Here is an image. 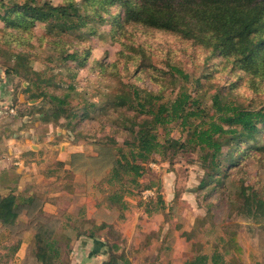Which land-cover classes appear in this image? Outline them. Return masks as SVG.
Here are the masks:
<instances>
[{"label":"rangeland","instance_id":"1","mask_svg":"<svg viewBox=\"0 0 264 264\" xmlns=\"http://www.w3.org/2000/svg\"><path fill=\"white\" fill-rule=\"evenodd\" d=\"M2 2L10 7L21 0ZM47 2L52 6L63 4V0H36L41 5ZM102 15L104 20L88 18L86 26L67 33H58L50 24L36 20L21 29V35L26 37L24 41L20 40L21 35H8V31L17 33L19 27L0 19V136L12 137V141L24 136L32 147L27 148L25 161H33L27 166L11 165L14 160L11 157L9 165L4 167L11 169L5 173L0 166V195L12 193L26 197L35 194L43 201L57 196L56 205L49 207V211L57 215L47 224L54 226L56 236L64 241L73 238L71 228L87 230L96 225V221L80 215L82 208L90 215L94 205H105L104 198L119 190L117 182L109 186L104 181L108 166H103L102 160L98 164L85 161L77 170L79 174L62 172V168H68L70 152L95 157L101 143L126 149L132 147L131 142L123 143L124 135L109 127V121H104L107 115L101 110L106 94L117 91L119 82L133 83L153 93L161 91L163 100L173 99L182 84L200 102L204 119L214 112L211 99L215 94L243 108L264 110L262 54L256 55L254 64L244 66L224 64L219 56L206 60L201 47L169 31L135 26L136 30L130 27L119 37L120 28L116 23L122 22V12L115 19ZM55 37L73 44L69 52L76 56L75 59L62 61L60 46L48 42ZM130 45L143 49V72L134 73V63L121 55L136 51L130 49ZM124 64L128 69H123ZM169 66L183 70L190 81L186 83L164 76ZM151 69L158 74L153 76ZM32 82H36L35 85ZM40 93L59 98L68 95L64 116L45 119L54 102ZM85 103H97L96 112L89 113L85 120H74L75 127L68 126L67 116L72 112L81 115ZM157 131L160 142L167 139L182 144L187 142V133L175 123ZM199 156L200 153L189 149L188 145L182 150L167 149L163 154L153 155L141 184L157 188L160 182L161 196L170 206L169 213L146 217L142 199L126 195V222L120 224L122 227L113 229L111 226L101 233L106 241L125 245L133 264H183L199 251L210 256L216 251L224 256L227 264H264V205L252 208L246 202L251 194L264 202V133L254 141L241 142L231 151L229 159L233 163L226 167L225 179L216 192L198 189L204 178ZM57 167L58 172H50ZM16 168L23 169L20 177ZM239 178H243L247 191L251 189L252 192L241 194ZM224 184L228 201L221 196ZM35 214H21L17 225L11 228L0 226V264H34L29 227L38 223ZM94 214L99 221L104 217L101 211ZM105 214L115 217L117 211ZM19 241V249L13 255L11 248ZM61 248V264H70L69 253L75 246L71 244L68 251L64 245ZM22 253L25 260L15 262Z\"/></svg>","mask_w":264,"mask_h":264},{"label":"trees","instance_id":"2","mask_svg":"<svg viewBox=\"0 0 264 264\" xmlns=\"http://www.w3.org/2000/svg\"><path fill=\"white\" fill-rule=\"evenodd\" d=\"M119 12L123 14L122 22L117 24L115 20L113 21L120 28L119 37L124 36L130 27L133 30H136L135 26L142 29L154 28L174 33L193 46L201 47L205 51L206 60L211 56H219L224 64L231 62L235 66L254 64L258 54H262L261 60H264V0H63V4L58 6H52L48 2L41 5L36 3V0H21L10 7L0 0V19L19 27L17 33L8 31V35L12 37L21 35V29L26 28L27 24L31 26L36 20L50 24V28L58 29L56 30L58 33H67L86 26L88 18L97 17L104 20L102 14H107L115 19ZM20 40L24 41L26 37L21 35ZM48 42L52 46H60L62 61L75 59L76 56L69 52L73 44L63 42L58 37L51 38ZM129 48L134 49L132 45ZM134 50L136 51L133 53L122 52L121 55L134 63V73H140L145 70L142 64L145 55L140 46ZM111 65L116 66L115 63ZM263 65L264 61L262 63L264 70ZM122 67L128 69L126 64ZM151 70L153 76L158 74V71ZM163 75L181 79L186 83L190 81L189 75L175 66H169ZM257 78L261 80L262 77ZM35 83L32 82V85ZM119 83L117 91H109L106 94L101 110L107 115L104 121H109V127L117 134L124 135L123 143L131 142L132 147L126 149L104 146L101 143L95 157H87L81 153L70 154L68 170L64 171L79 174L77 170L85 161L98 164L102 160V165L108 166L104 181L109 186L113 181L117 182L119 190L104 198L105 205L97 203V206H105L113 212L127 209L124 200L126 195L141 199L144 190L154 192L147 201L140 200L146 206L143 208L144 213L150 215L165 209L160 182L157 188L141 184L144 171L151 163L153 155L163 154L167 149L174 152L182 150L186 145L193 151L197 150L204 170V178L198 189L216 192L218 186L223 184L226 167L233 163L229 159L231 151L238 148L241 142L254 141L264 133L263 109L243 108L224 101L225 99L221 100L215 94L211 99L214 112L204 119L200 102L182 84L173 99L163 100L161 91L153 93L140 89L133 83ZM28 90L26 88V91ZM173 91L174 88L171 92ZM40 95L54 102L45 119H58L64 116L68 95L64 98L44 93ZM96 104L85 103L81 108V115L72 112L69 117L67 116L69 120L67 125L75 127L77 124L74 120L87 119L89 113L96 112L98 106ZM172 123L187 133L186 144L172 139L160 142L157 129H167ZM238 182L242 195L252 192L243 186V178H239ZM221 196L228 201L229 194L225 184ZM246 202L250 203L248 205L252 208L264 205V202L254 198L252 194ZM148 205L153 207H147ZM42 206L43 200L38 199L35 194L26 197L12 193L0 195L1 227L11 228L17 225L21 214L29 216L36 213L35 221L38 223L35 227H29L32 233L30 242L34 247V264H61L63 254L61 245L68 251L72 241L81 235L89 238L98 237V234L107 228L105 224L93 225L87 230L73 227L71 228L73 238L65 241L58 239L55 227L47 224V221L51 217L55 219V216H46ZM19 246L20 241L11 248L13 255ZM109 248L108 260L103 264H119L122 256L116 254L117 243L111 242ZM199 248L198 245V251ZM199 252L188 258L184 264H227L224 256L216 251L211 256Z\"/></svg>","mask_w":264,"mask_h":264},{"label":"crops","instance_id":"3","mask_svg":"<svg viewBox=\"0 0 264 264\" xmlns=\"http://www.w3.org/2000/svg\"><path fill=\"white\" fill-rule=\"evenodd\" d=\"M11 138L12 137L6 138L4 136H0V166L3 167L1 168L2 172L4 171L7 172V170L9 169V168H4V167L9 165L8 163L11 160V157L14 158V160L11 162V165L20 164V165L27 166L28 164L33 163V161L31 160L25 161V158H26L25 156H27L26 152L29 151L27 150V148L32 149V147L30 144H28V141L24 138V136H21V137L18 136L17 139H15L14 141H12L13 139ZM73 153H77V152H70V154H73ZM16 156L19 158H16ZM21 168L24 169L23 166ZM21 168L15 169V172H17L18 177H20L21 175L20 171L23 170ZM62 169H63L62 172L65 170H68V168L66 167ZM59 170L60 169L57 167L55 169H51L50 172L55 173V172H58ZM56 198L57 196H53V198H47L43 201L42 211L46 216H56L57 215L56 212L49 211L50 206L56 205ZM127 210L128 208L123 211H117V216L113 217L110 214L113 212V210H110L106 208L105 206L99 207L97 205H94V210L93 212H91L90 215H88L87 212L83 208L80 211V215H82V217H85V219L87 220L96 221L95 224L98 226L100 224H105L107 226L106 229H110L111 226L113 227V229H116L119 226L123 225L124 222H126ZM169 210H170V206L166 205L165 209L158 213H153V214L148 215L144 213L143 211V214L146 217H158V216L166 215V213H169ZM95 211H101L104 213V217H102V219L100 220L101 222L99 221V219H96V216L94 214ZM105 213L107 214L109 213L110 216H107ZM117 232H118V229H117ZM101 233L98 234V237L89 238L88 236L81 235L80 237L76 238L75 241L72 242L75 248L71 251L69 255L70 264H103L104 262H106L109 257V252H110L109 247L111 246V242L106 241V238L104 236H101ZM120 233L121 232H119V234ZM121 242H123V240H121ZM117 246L118 248L116 250V254L119 256H122L119 264H133L131 258L128 256L129 252L126 250L125 245L117 242ZM21 249L24 252V248H21ZM17 257H18V260L16 259L15 262H22L25 260L24 253H22L21 255H18Z\"/></svg>","mask_w":264,"mask_h":264},{"label":"built area","instance_id":"4","mask_svg":"<svg viewBox=\"0 0 264 264\" xmlns=\"http://www.w3.org/2000/svg\"><path fill=\"white\" fill-rule=\"evenodd\" d=\"M13 112V109H11L10 113ZM154 195V192L152 190H144L141 193V199L142 200H147L148 198L152 197Z\"/></svg>","mask_w":264,"mask_h":264}]
</instances>
